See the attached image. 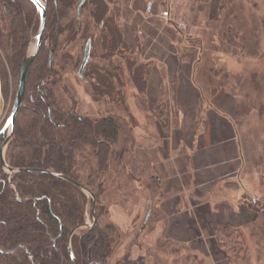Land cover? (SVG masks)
Segmentation results:
<instances>
[{
	"label": "rangeland",
	"instance_id": "1",
	"mask_svg": "<svg viewBox=\"0 0 264 264\" xmlns=\"http://www.w3.org/2000/svg\"><path fill=\"white\" fill-rule=\"evenodd\" d=\"M128 3L129 0H114L110 8L112 17L121 27L123 6ZM133 6L139 14L129 21V27L134 29L135 35L137 29L139 35L143 33L141 46L146 49L156 38L155 45L145 50L147 56H142L140 50V54L135 53V59L142 63L156 46L158 53H173L168 64L173 61L181 67L194 65L191 75L182 71L172 80L166 77L164 63L154 66L160 73V97L168 104L167 110L153 111L155 107L148 106V97L144 104L128 77L125 78V106L132 117L127 115L124 105L113 106L103 100L93 103L90 87L78 76L87 43V38L82 39L81 34L75 42L65 43L54 57L58 65L65 64L62 87L57 90L62 107L67 108L75 101L80 116L93 120L115 116L121 120L118 141L112 148L113 155L106 170L98 171V160L90 147L78 153L79 168L82 169L80 182L99 195L96 209L102 212L95 210L96 216L99 215L98 223L104 227L112 222L121 232V240L111 258H117L119 249L132 235L133 245L129 246L123 259H137V250L141 247L150 264H264V240L251 235L254 214L248 207L254 200L264 203V0H134ZM166 11L178 25H169V18L163 17ZM1 12L0 7V15ZM81 18L82 25L88 23V34L94 39L92 52L96 57H91L88 66L108 67L112 64L125 67L121 58L116 57L110 63L101 58L100 29L89 20L87 11ZM85 26H81L82 32ZM33 48L31 42L26 53ZM188 54L194 55L192 61ZM187 81L188 85H185ZM15 95L11 92L7 100L0 95V131L13 109ZM171 135L176 138L174 142ZM192 135L201 137L203 142L201 152L197 150V144L195 146L193 165L190 163L193 153H188L183 142L178 141L191 139ZM142 141L146 146L155 147V152L149 154L148 161L141 162L142 169H138L135 168V155L140 153L137 148ZM162 158L164 160L159 161ZM140 161H144L143 158ZM188 167L194 169V173L186 172ZM13 175H8V181ZM205 176L216 181L213 189L210 188L203 197L210 205V213L219 212L214 217L231 219L232 213L228 215L223 211L229 209L235 213L234 223L241 224L237 226L243 233L240 238L235 234L229 237L217 234L219 240L225 241L231 262L226 260V251L221 250L213 238L215 224L210 219L202 221V229L198 220L193 224V229L198 232L195 240L198 245L172 237L171 228L167 230V220L162 224L163 232L157 244L145 245L142 239L150 236L147 234L154 229V224L145 225L149 230L147 233L141 234V229L148 210L159 202L157 177L163 179L162 192L166 193L164 198L167 199L172 191H166L165 185L186 189L193 185L190 192L203 195L205 191L200 187ZM101 183L102 192L98 186ZM145 198L149 208L145 206ZM88 199L92 200L89 196ZM220 203L227 208L219 207ZM88 206L87 223L92 224L91 204ZM112 207L119 213L111 218ZM242 208L246 209L245 213L249 210V214L240 215ZM136 210L139 218L125 233L122 229L127 225L125 214L132 217ZM185 222L182 218L175 219L178 232L189 231L185 229ZM200 246H204L206 254Z\"/></svg>",
	"mask_w": 264,
	"mask_h": 264
},
{
	"label": "trees",
	"instance_id": "2",
	"mask_svg": "<svg viewBox=\"0 0 264 264\" xmlns=\"http://www.w3.org/2000/svg\"><path fill=\"white\" fill-rule=\"evenodd\" d=\"M43 1L47 7L44 38L30 71L24 107L17 116L6 161L14 169H36L46 173H17L8 181L0 162V264H32L31 259L35 264H73L68 239L74 229L87 223L89 203L93 215V200L89 201L81 190L47 172L66 175L81 183L79 151L87 147L93 149L98 171H104L118 141L119 117L93 120L80 116L75 101L66 108L57 97L65 72V64L54 62L57 51L65 43L75 42L80 34L87 42H94L88 34V23L82 25L84 11L100 29L101 58L108 63L116 57L125 61V67L87 65L83 79L90 87L92 102L103 100L113 106L124 105L127 115L132 117L125 106L126 77L141 101L144 104L147 101L151 65L134 58L135 51L127 42L121 25L111 15L114 0H87L79 13L82 0ZM0 7V95L7 100L11 92H17L22 61L38 34L40 21L36 7L29 0H0ZM81 26H85L83 32ZM63 56L66 60V55ZM188 56L190 58L191 54ZM91 57H96L92 51ZM158 108L167 110L168 104L162 100L153 111ZM5 139L6 134H0V148ZM98 186L102 192V183ZM90 191L98 199L99 195ZM248 207L254 214L251 235L264 240V203L254 200ZM96 217L98 220L99 215ZM218 233L225 237L235 234L237 238L243 233L240 228L228 225L213 229L215 242L226 251V260L231 262L225 241L218 239ZM120 240L121 232L114 223L102 227L97 222L92 229L73 236L71 248L79 264H110ZM117 264L147 263L145 258H125Z\"/></svg>",
	"mask_w": 264,
	"mask_h": 264
},
{
	"label": "crops",
	"instance_id": "3",
	"mask_svg": "<svg viewBox=\"0 0 264 264\" xmlns=\"http://www.w3.org/2000/svg\"><path fill=\"white\" fill-rule=\"evenodd\" d=\"M133 2L134 0H129L128 5L125 4L123 6V11H122V16L123 17L121 23H122V27H125L124 29V35L125 38L127 40V42L129 43V45L132 47V49L135 51V53L138 55V53L140 54V50H142V56H147V53H145V50H150V47L152 45H155L156 43V38L155 40H153V44H149V46L145 49L143 48V46H141V37H143V33L142 34H138V29H137V34L135 35V31L132 32L134 29H132L131 27H129V21L133 19V17L135 16V14H139V10H134V6H133ZM174 24L178 25V22H175L172 24V26H175ZM171 26V25H170ZM130 28V32L128 31V29ZM127 30V31H126ZM180 33V32H179ZM155 37V35H154ZM143 44V43H142ZM154 49V52H153ZM153 52V56H151V53ZM162 54V55H161ZM173 53H165L163 54V52L158 53L157 52V47L154 46V48H152L151 52L149 53V57L144 58L142 62H151L152 65L150 67V73L149 76L147 78L148 80V91H147V97H148V101H149V105L150 107L154 108L159 102L162 101V96L160 97L161 94V84L162 81L159 79L160 77V73L158 68L154 69V66H156L157 64H161L164 63V65L166 66L167 70H166V74H167V78L169 79H175V77H177L180 74H182V71L185 72L188 75H191L192 73V69L194 67V65H190V64H186L183 67H181L179 64H175L173 61H171L169 64L167 63L168 59L172 58ZM166 61V62H165ZM161 62V63H160ZM157 63V64H156ZM167 63V65L165 64ZM162 65V64H161ZM171 79V80H172ZM167 82V81H165ZM174 82V81H173ZM172 82V83H173ZM176 82V81H175ZM185 85H188V81L184 83ZM151 104V105H150ZM169 108V106H168ZM176 134V133H174ZM173 135V133H172ZM171 135V140L174 139ZM177 137V136H176ZM198 137V136H197ZM196 135H192L191 139H186V138H181L178 141L183 142V144L186 146V149L188 151V153H193L191 154V159H190V163L192 162L193 165V161H194V152L196 151L195 146L197 144V150L199 152L202 151L203 148V142H202V138L198 137L197 139ZM176 140V138L173 140V142ZM141 145L139 148H137L138 151H140V153L137 155H135V157H137V161L135 163V168L138 169H142L141 167V162H147L149 157V154H153L155 152V147H151L150 145H147L143 143L139 144ZM142 152V153H141ZM143 158L144 161H140L141 158ZM160 160H164L159 159ZM173 163V159L171 160ZM191 165V167H192ZM191 167H188V169H186V172H188L190 174L194 173V169H190ZM174 170V167H172V171ZM176 172V171H174ZM195 175V174H194ZM150 178L152 177L151 175H149ZM195 177V176H194ZM215 180L212 177L205 176L203 177V181L201 182L202 185L200 188H202L203 191H205V193L203 195H196V194H192L190 192V188L192 187H187L186 188H182V186H177V185H165L166 187V191H172L169 198L165 199L164 198V194L166 195V193L162 192V187H163V179L161 177H157V189L158 191L160 190V194H159V202L156 206L154 207H150V211H151V215L150 218L148 219L146 225L148 223L150 224H154V229L151 232H148V227L146 226L144 228V226L141 229V234L147 233V235L150 236H146L142 239V242L147 245V246H154L157 244V240L160 238L161 234H162V224L163 222H166L165 220H167L169 222V224L167 223V230H169L171 228V232H172V237H179V239L185 240V241H190L191 243L197 244L198 243L195 241L196 240V235L198 234L197 231H195V229H193V224H195V222L198 220L199 226L202 228V221L204 220H208L210 219V222L215 224V228L216 229L218 226L221 225H229L231 227H235L237 228V226H240L241 224H235V217H234V212L230 211L229 209H225L223 211L227 212L226 214L230 215V213H232L231 219H221L220 216L218 217H214L217 214H213L210 213L211 212V208L209 204H206L205 201L203 200V197L207 196L208 192L213 189L214 185H215ZM195 183V182H194ZM213 185V186H212ZM141 205V204H140ZM147 205V206H146ZM223 205L225 206L223 203H220L219 207ZM145 206L147 208H149V202L148 199L145 198ZM219 207H217L219 209ZM225 208H227L225 206ZM244 208L240 209V215L242 214H249L248 212H250L249 210L247 211V213H245ZM137 213L134 214V216L130 217L127 216V214H125L126 219H127V225H125L122 229L125 233L129 232L128 228L133 226L134 221L138 220V210H136ZM111 213V218L114 214L119 213L117 211H114V208L112 207L110 210ZM125 213V212H124ZM157 215V216H156ZM192 215V218L190 217ZM221 215V213H220ZM193 217L194 219V223L192 222ZM185 219V223H186V228L187 230H182L180 232L177 231V228L175 227V219ZM254 218V217H253ZM229 222V223H228ZM252 222V221H251ZM248 223V222H247ZM144 228V229H143ZM164 228V226H163ZM126 229V230H124ZM175 232V233H174ZM179 235V236H178ZM133 238L134 236L130 235L128 237V239H126V241L123 243V247L121 249H119L118 251V256L116 259H110V264H117L119 261L123 260L125 254L128 252L129 246L131 247L133 245ZM141 239V238H140ZM140 241V240H139ZM144 244H142L144 246ZM196 245V246H197ZM204 246H200V250L202 251L203 254H206V250H204V248H202ZM138 258H145V253L142 251L141 247H138ZM137 259H131V260H137ZM147 264L148 260L146 259ZM225 263V262H224Z\"/></svg>",
	"mask_w": 264,
	"mask_h": 264
},
{
	"label": "water",
	"instance_id": "4",
	"mask_svg": "<svg viewBox=\"0 0 264 264\" xmlns=\"http://www.w3.org/2000/svg\"><path fill=\"white\" fill-rule=\"evenodd\" d=\"M29 1L36 7V10H37V13H38L39 19H40V27H39V31H38L37 36L32 41V43H34V48L32 49V51H28L23 58L21 70H20L18 89L16 92L15 101H14V106H13V109L10 113V116L8 118V121L5 125V127L0 132V134H6V139L0 148V162H1L3 169L8 173L9 176H11L13 174H17V173H46L44 171L36 170V169H14V168L9 166V164L6 161V156H5L6 150L9 146V144L11 143L13 136H14L17 116H18L20 110L24 107V98H25V91H26L28 78L30 75L32 65L35 61V58L37 57V55L40 51L41 44H42V41L44 38L45 29H46V10H47L46 4L43 2V0H29ZM86 1L87 0H82V2L80 3V5L78 7V13L80 12L81 8L86 3ZM91 51H92V41L89 40L86 44L85 52H84V58H83L81 67H80L79 72H78V75L80 78L83 77L85 68L87 67V65L89 64V62L91 60ZM52 60H53V52L50 53V57H49V66L50 67L52 65ZM47 173L52 174L55 177L70 183L71 185H73L77 189L81 190L83 193H85L87 196H89L93 200V215H92L93 216V223L92 224L86 223L84 226H81V227L74 229L72 231L71 235L69 236V239H68L69 252L71 255L72 263L73 264H79L77 262L75 256H74L73 251H72L71 241H72L73 236L78 234L79 231L84 230V229L90 230L95 225H97L98 220H97L96 212H95L96 206H97V199H96L95 195L90 191V189H88L87 187H85L81 183L75 181L74 179L70 178L69 176L59 175V174H55L52 172H47ZM149 215H150V212L148 213L147 218L149 217ZM10 253H12V252H10ZM31 262H32V264H35L33 259H31Z\"/></svg>",
	"mask_w": 264,
	"mask_h": 264
},
{
	"label": "built area",
	"instance_id": "5",
	"mask_svg": "<svg viewBox=\"0 0 264 264\" xmlns=\"http://www.w3.org/2000/svg\"><path fill=\"white\" fill-rule=\"evenodd\" d=\"M163 17H164L165 19H168V18L170 17L169 12H165V13H163Z\"/></svg>",
	"mask_w": 264,
	"mask_h": 264
}]
</instances>
